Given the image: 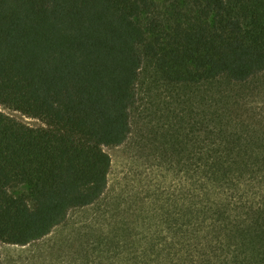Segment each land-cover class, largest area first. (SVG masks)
Wrapping results in <instances>:
<instances>
[{
	"label": "trees",
	"instance_id": "1",
	"mask_svg": "<svg viewBox=\"0 0 264 264\" xmlns=\"http://www.w3.org/2000/svg\"><path fill=\"white\" fill-rule=\"evenodd\" d=\"M145 59L190 92V122L130 264H264V114L248 87L264 77V0H0V107L43 124L0 111V242L38 241L105 195L104 148L131 133Z\"/></svg>",
	"mask_w": 264,
	"mask_h": 264
},
{
	"label": "rangeland",
	"instance_id": "2",
	"mask_svg": "<svg viewBox=\"0 0 264 264\" xmlns=\"http://www.w3.org/2000/svg\"><path fill=\"white\" fill-rule=\"evenodd\" d=\"M248 87L257 92L249 98L251 105L264 114V77ZM249 90L237 92L250 94ZM190 95L187 88L166 84L145 59L137 101L131 110V133L121 146L104 148L111 160L105 195L92 206L71 211L63 224L38 241L26 246L0 242L1 264L136 262L137 251L146 244L141 240L142 231L153 233L147 226L153 210V190L169 189L177 183L179 167L171 144L176 137L181 142L182 127L188 131V107L182 102ZM198 96L194 112H198ZM0 111L30 127L43 126L39 120L6 107H0Z\"/></svg>",
	"mask_w": 264,
	"mask_h": 264
}]
</instances>
